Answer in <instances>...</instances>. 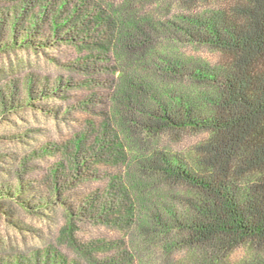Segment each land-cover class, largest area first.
<instances>
[{"label": "trees", "instance_id": "obj_1", "mask_svg": "<svg viewBox=\"0 0 264 264\" xmlns=\"http://www.w3.org/2000/svg\"><path fill=\"white\" fill-rule=\"evenodd\" d=\"M34 2L0 0L12 5L0 10V51L65 42L85 52L76 61L101 93L98 120L90 139L64 144L66 184L85 182L87 166L109 191L70 204L54 183L21 203L61 210L62 234L71 214L121 231L102 264H264V0H93L85 27L54 17L48 34L46 5L31 15ZM60 85L29 87L26 100L16 90L8 107ZM53 257L44 264H61Z\"/></svg>", "mask_w": 264, "mask_h": 264}, {"label": "rangeland", "instance_id": "obj_2", "mask_svg": "<svg viewBox=\"0 0 264 264\" xmlns=\"http://www.w3.org/2000/svg\"><path fill=\"white\" fill-rule=\"evenodd\" d=\"M32 1L36 3H28L31 15L46 5L45 12L49 16L44 27L46 34L51 33L50 23L54 17L61 23L82 22L85 27L83 22H87L93 12V0ZM11 7L0 3L3 12ZM79 29V35L88 38L86 30ZM6 33L9 34V30ZM199 54L208 60L216 59L207 50H200ZM84 55L85 52L65 42L43 50L12 46L0 51V101H4V104L0 102V192L5 193L0 195V205L11 204L9 209L0 208V264H32L34 261L44 264L47 255H53V261H61V264L68 261L88 264L81 256H89L96 264H102L113 254L112 242L122 235L118 229L106 227L102 222L82 221L75 214H71V233L66 229V234H62L68 226L61 210L28 208L21 203L28 199L37 203L38 198L48 197L54 183L61 186L58 197L70 204L91 195L102 199L108 195L105 180L91 177L92 173L99 174L92 167H80L85 182L76 187L66 184L70 163L62 156L63 146L84 132H87L86 139H90L95 135L98 120L97 98L101 93L82 83L80 64L76 61L77 57L84 59ZM60 82L66 86L53 90L55 95L35 98L17 108L8 107L9 95L16 90L26 100L27 88L33 91L41 87L57 89ZM88 126L92 129L88 130ZM18 186L19 193L16 192Z\"/></svg>", "mask_w": 264, "mask_h": 264}]
</instances>
